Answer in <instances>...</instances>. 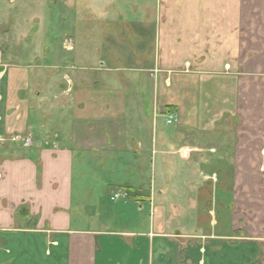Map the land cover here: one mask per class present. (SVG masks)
I'll return each mask as SVG.
<instances>
[{
  "label": "crops",
  "instance_id": "crops-1",
  "mask_svg": "<svg viewBox=\"0 0 264 264\" xmlns=\"http://www.w3.org/2000/svg\"><path fill=\"white\" fill-rule=\"evenodd\" d=\"M157 1L137 24L149 54L122 57L139 69L110 68L112 49L64 68L43 20L2 6L0 264H264V0ZM108 168L126 179L105 187L130 192L115 213L85 190ZM213 202L220 238L203 229Z\"/></svg>",
  "mask_w": 264,
  "mask_h": 264
},
{
  "label": "rangeland",
  "instance_id": "rangeland-1",
  "mask_svg": "<svg viewBox=\"0 0 264 264\" xmlns=\"http://www.w3.org/2000/svg\"><path fill=\"white\" fill-rule=\"evenodd\" d=\"M12 1L13 0H9L8 3L7 0H0V12L5 9L2 8V6H13L14 9L9 8L6 10V12L7 14H12V16L15 18L21 16V14L26 18L30 17V14H34L38 17V19H42L43 25H45L37 28L39 30L37 37L43 38V35L45 34L47 36H52V40L47 43L49 52L57 58L53 59L54 62H64V68L67 66L65 63L68 59V56H71L73 53L77 54L78 52L81 56H85L86 54L96 56V54H99L101 58H103L105 55H107L106 53L112 49L113 52H116L117 56H120L121 58L119 60L116 59L113 62L106 60V62L108 61L106 65L110 66V68L117 66L133 67L138 69L139 67L143 66L141 64L146 61V58L144 61H140L138 59H124L122 57L127 56V53L130 51H133L137 54H141V52L144 51L145 54H149L150 47L149 45H146L145 42H141L143 38L140 36V26L137 24L140 23L143 15L141 13L140 6H158L157 0H53L50 4H45L44 0H37V3H35V6H39L37 10L33 9L32 7L28 8V6H34L33 0H25V2L27 1V5L24 4L25 7H22L23 10L21 12L20 6L18 4L13 5ZM48 6H52V8ZM16 21H18V19ZM85 23L86 25H84ZM130 23H132L133 26H130ZM103 24L107 28H104ZM7 29L10 31L8 32L10 34L7 35L6 38L10 42L16 40L19 34L22 33V29L18 26V24H14V26H10ZM27 29L28 28H26L25 31ZM103 29L106 30L105 34L103 33ZM107 30H115L116 37L114 36L115 33L113 35H109ZM41 43H38L36 46L39 45L41 48ZM72 50H75V52ZM96 61L98 62L99 60ZM72 62L74 63V60ZM92 62L94 61L92 60ZM63 72L70 76L73 71L64 69ZM120 77L125 79L130 77L132 81H135L137 78L136 75L131 77L124 74ZM127 155H130V153H127ZM97 174L98 177L96 178V186H92L91 188L86 186L85 189L86 191L90 192L89 195L91 196V200L95 202L90 204V208L93 210V208L98 209L100 207L103 210L107 209L108 211L111 210L110 212L115 213V204L118 202L124 203V201L123 199H119L117 202L109 201L110 196L117 192L119 188L112 186V188L105 187V180L114 183V186L125 181V173L122 171H116L113 173L112 169L108 168L106 173L104 170H100L97 172ZM126 193L127 197L125 199H129L130 192ZM128 207L131 209L134 208L133 206ZM128 207L125 209L131 210ZM206 211L208 216L211 217V220L205 217L206 223L204 225L206 228L203 229L205 231H214L213 237L214 235H217L215 237L218 238L222 237L220 234H217L220 232V221L219 216L215 212H219V210L215 207L214 202L212 206H210V209L208 208ZM153 213V208L150 207V217H153ZM141 216L142 218H146L147 212L145 209L142 211ZM156 217H158V215L154 213V218ZM112 219L114 222H117V219L120 218L115 219L113 214ZM205 219L203 218L202 222H205ZM195 230L198 233L197 228H195L194 231ZM46 247L49 248L48 246H45V248ZM203 247L204 246H201V249ZM50 249L51 248L48 250ZM201 252L203 253V251ZM35 257L36 260H41L40 264H49V260L51 259L47 257L45 258L43 254L37 255ZM42 259H44L46 263ZM203 261H206V258L200 260V264H203ZM52 263L65 264V260L62 262L52 261Z\"/></svg>",
  "mask_w": 264,
  "mask_h": 264
},
{
  "label": "built area",
  "instance_id": "built-area-1",
  "mask_svg": "<svg viewBox=\"0 0 264 264\" xmlns=\"http://www.w3.org/2000/svg\"><path fill=\"white\" fill-rule=\"evenodd\" d=\"M176 123V116L174 114H166L165 115V124L170 126L172 124ZM13 141L19 143L22 147L28 148L32 146L33 139L31 137H22V136H16L12 139ZM127 197V193L123 190H118L117 192L113 193L110 196L111 201H116L118 199H125Z\"/></svg>",
  "mask_w": 264,
  "mask_h": 264
}]
</instances>
